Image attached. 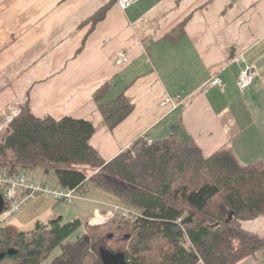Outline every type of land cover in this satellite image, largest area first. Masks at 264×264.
Returning <instances> with one entry per match:
<instances>
[{"label":"crops","instance_id":"obj_1","mask_svg":"<svg viewBox=\"0 0 264 264\" xmlns=\"http://www.w3.org/2000/svg\"><path fill=\"white\" fill-rule=\"evenodd\" d=\"M122 50L130 62L117 66ZM246 65L257 75L242 91L238 80ZM215 76L223 85L205 87ZM121 95L133 110L111 130L99 104ZM26 103L40 118L93 123L90 144L104 163L139 141L174 135L205 159L227 151L241 166L264 171V0H137L125 8L120 0H0L2 140ZM20 171L60 186L54 171ZM76 193L82 223L120 200L99 188ZM49 203L32 204L41 210ZM32 219L35 226L51 221ZM242 229L264 240V215ZM237 264H264V247Z\"/></svg>","mask_w":264,"mask_h":264},{"label":"trees","instance_id":"obj_2","mask_svg":"<svg viewBox=\"0 0 264 264\" xmlns=\"http://www.w3.org/2000/svg\"><path fill=\"white\" fill-rule=\"evenodd\" d=\"M110 5L91 19L92 25ZM108 87L96 92L97 102ZM99 108L111 130L133 110L124 95ZM7 129L3 140L0 132V166L10 173L54 171L62 188L83 195L99 188L142 214L89 225L72 245L66 241L83 227L79 219L37 222L29 232L8 224L0 229V253H6L0 264H41L59 247L62 254L52 264H104L101 250L122 254L130 264H237L264 247L263 239L242 229L243 222L264 215V171L241 166L227 151L205 159L193 143H180L173 135L151 144L139 141L104 163L90 144L93 123L40 118L29 103ZM202 170L206 177L194 181ZM10 249L17 252L9 255Z\"/></svg>","mask_w":264,"mask_h":264},{"label":"built area","instance_id":"obj_3","mask_svg":"<svg viewBox=\"0 0 264 264\" xmlns=\"http://www.w3.org/2000/svg\"><path fill=\"white\" fill-rule=\"evenodd\" d=\"M137 0H120L123 8L136 2ZM130 62L127 51H119L116 57V65L122 66ZM257 73L250 65L241 71L238 80L239 88L244 91L251 86ZM220 77H212L205 83V87L222 86ZM152 141H148L151 144ZM0 194L4 199V210L0 213V229L10 223V221L20 212L28 208L34 201L40 198L62 201L73 204L77 199L76 189H65L60 186H52L43 182H38L26 173L21 171L10 173L6 168L0 166ZM116 209H118L116 207ZM109 215L114 213L109 212ZM123 216L131 217L128 211H123ZM98 212L95 220H98ZM100 219V217H99ZM98 222V221H96Z\"/></svg>","mask_w":264,"mask_h":264},{"label":"rangeland","instance_id":"obj_4","mask_svg":"<svg viewBox=\"0 0 264 264\" xmlns=\"http://www.w3.org/2000/svg\"><path fill=\"white\" fill-rule=\"evenodd\" d=\"M27 173L29 174V172H27ZM205 174H206V170H202V172L200 173V176H199L200 178L196 177V178H194V181L198 182V181L203 180L206 177ZM52 175L54 176V173H52ZM186 175L187 176L190 175V172H188ZM35 178H36V176H35ZM181 180H185V179L181 178ZM52 183H53V181L50 184H52ZM48 205H49L48 206L49 209H47V208L42 209L41 208V210H36L33 208L34 204H32L30 207L26 208L25 210H23L22 212L17 214L10 221V224L15 226L19 230L29 232V231L35 229V222L31 221V220H33L32 218H34L35 216H38V220H41V221L51 220L54 217L61 216V215H63L64 221H68V222L74 221L77 218L84 219L81 216V213L77 207L78 204H76V203L69 204V203L62 202V201H60L59 203H56L55 200L50 199V203ZM116 207L118 209H116ZM108 208H109V210L107 212L103 211L102 213H100V212L98 213V216L100 217V219L98 217V220H95L94 222H91V223L88 221L83 222V224H84L83 227H81L79 230H77L66 241V243L69 242L71 245H72V243H75L78 240V238L82 237L85 233H87L90 230V226H98L100 224H106L110 220L115 219L117 216L122 217V218H126V219H130L131 217H125L122 215L123 211H128L130 215L132 214V217H137V216L142 214V211L140 209L132 207L128 204H125L122 202V200H119L116 204H111ZM109 212L114 213V215L108 216ZM22 220L25 222H23ZM84 220H86V219H84ZM119 220H121V219H119ZM96 221H98V222H96ZM180 221H177V223H179ZM61 254H62V249L60 247L56 248L49 255V257L46 260H43V262L41 264H52L53 260Z\"/></svg>","mask_w":264,"mask_h":264},{"label":"water","instance_id":"obj_5","mask_svg":"<svg viewBox=\"0 0 264 264\" xmlns=\"http://www.w3.org/2000/svg\"><path fill=\"white\" fill-rule=\"evenodd\" d=\"M4 210V199L0 194V213ZM17 251L10 249L8 251L9 255L15 254ZM6 253H0V261L4 259ZM101 257L104 264H130L125 260L124 255L122 254H113L107 250H101Z\"/></svg>","mask_w":264,"mask_h":264}]
</instances>
